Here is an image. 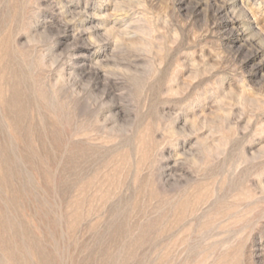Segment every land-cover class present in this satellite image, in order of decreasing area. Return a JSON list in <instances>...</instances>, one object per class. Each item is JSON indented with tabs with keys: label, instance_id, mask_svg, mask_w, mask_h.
Wrapping results in <instances>:
<instances>
[{
	"label": "rangeland",
	"instance_id": "obj_1",
	"mask_svg": "<svg viewBox=\"0 0 264 264\" xmlns=\"http://www.w3.org/2000/svg\"><path fill=\"white\" fill-rule=\"evenodd\" d=\"M0 264H264V0H0Z\"/></svg>",
	"mask_w": 264,
	"mask_h": 264
}]
</instances>
